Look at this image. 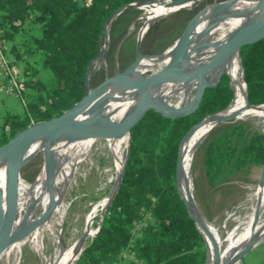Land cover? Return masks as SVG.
<instances>
[{
	"label": "trees",
	"instance_id": "obj_1",
	"mask_svg": "<svg viewBox=\"0 0 264 264\" xmlns=\"http://www.w3.org/2000/svg\"><path fill=\"white\" fill-rule=\"evenodd\" d=\"M138 1L145 0H0V28L11 66L17 61L24 64L21 72L15 70L20 75L22 111L4 113L0 145L27 126L56 118L73 107L84 93L87 68L104 44L109 17L120 7ZM134 10L127 8L113 20L109 29L112 42H120L126 34L115 33L113 24ZM174 15L182 21L183 29L195 12L186 7ZM239 27L227 33L222 44L232 39ZM170 43L165 42L156 53ZM241 61L249 104L263 105L264 39L245 48ZM43 69L53 76L50 84L43 80ZM206 79L210 87L205 89L196 111L168 118L149 110L132 127L119 189L102 217L99 233L89 239L74 264H124L125 260L127 264H207V243L178 191L177 167L182 141L191 128L232 102L236 87L234 58L222 71H209ZM160 104L169 111L189 106L163 94ZM238 105L251 109L246 106L243 78ZM199 161L213 185L248 166L263 167L264 132L244 121L220 123L198 147L193 171ZM194 182L197 189V177Z\"/></svg>",
	"mask_w": 264,
	"mask_h": 264
},
{
	"label": "bare ground",
	"instance_id": "obj_2",
	"mask_svg": "<svg viewBox=\"0 0 264 264\" xmlns=\"http://www.w3.org/2000/svg\"><path fill=\"white\" fill-rule=\"evenodd\" d=\"M221 5L222 7L218 11H216L214 3L203 9L190 22L179 39L162 54L153 55L154 57L142 55L139 65L130 73L126 81L92 94L77 118L81 123L80 128L91 131L89 134L71 140L61 136L48 142L38 141L25 153L0 156V166H2L0 209L5 215L9 209L16 208L11 227L14 239L0 255V264H18L19 253L24 245H29L38 257L39 264H73L79 254L78 238L71 237L67 243L63 241L62 229L68 209L63 191L71 182L72 176L79 166L88 158V154L96 147L99 156L107 157L105 166L100 167L99 165L98 170L102 175H109L107 181L102 182V187L106 188L108 184L113 185L111 192L94 202L84 216L83 233L87 232L89 235L95 218L101 215L108 203L127 156L126 151L129 145L127 126L112 127V125L121 122L132 109L138 106L146 107L155 104L173 115L189 114L197 108L200 91L208 84L207 73L215 69L222 71L233 58L236 78L235 96L221 116L234 115L235 120L260 118L264 132V105L258 108L248 105L246 84L238 54L217 57L202 70L179 80L158 81L146 89L141 86L142 83L139 79L148 74L157 73L172 61H178L184 51L190 53L191 61L208 62L222 45L226 34L242 24L243 21L233 37L245 30L264 29V0H224ZM174 9L176 6L158 2L153 5L151 12L149 11L148 18L162 17ZM210 29L212 30L210 31ZM145 30L146 28L142 34L145 33ZM241 70L245 86L246 106L251 109H245L238 105L242 79ZM162 94L175 103H186L184 106H189L169 111L160 104ZM44 126L45 124H38L36 127H31L29 131L35 133ZM212 126V120L208 118L185 138L183 142L184 144L186 141L184 159H182L181 149L179 188L182 196L194 209L199 224L206 235L209 244L207 264H236L237 262H234L233 259L249 242L257 239L260 243L264 239V223L256 221L264 218V214H262V210H264V180L259 182V185L256 184L255 191L248 197L247 212L243 219L225 237L217 232L218 230L210 221L203 219L194 199L192 166L194 155L203 137ZM96 133L103 136H97ZM43 143H46V146H42ZM31 151L44 152L45 161L41 176L32 185L23 184V178L13 180V173L19 164L26 162L31 157L29 154ZM9 192L11 193L10 200ZM249 222L253 223L244 225ZM210 233L216 236V241L210 237ZM234 236L238 240H245L242 246L233 251ZM46 247L52 248L50 255L45 254Z\"/></svg>",
	"mask_w": 264,
	"mask_h": 264
},
{
	"label": "rangeland",
	"instance_id": "obj_3",
	"mask_svg": "<svg viewBox=\"0 0 264 264\" xmlns=\"http://www.w3.org/2000/svg\"><path fill=\"white\" fill-rule=\"evenodd\" d=\"M215 1L216 0H202L190 5L189 7L192 8L195 14L198 15L203 11V9ZM133 8H135L133 12L121 16L118 22L113 24L115 33L119 35L123 33L126 34L120 42L115 41L114 43L110 38V45L106 53L107 56L103 63L92 68L90 75L91 79H94L95 77H105L107 75L112 76L116 72L125 71L135 60L137 56V45L140 35L146 28L145 23L149 13L153 8V5ZM175 12H170L162 16L158 20L152 22L148 28H146L141 41V52L143 55L154 57L153 55L162 54L178 40L184 28H181L182 21L176 15H174ZM154 23L155 26L152 27ZM239 26H241V24ZM168 41H171L168 47H166L163 52L156 53V51ZM36 59H38V57ZM42 74L44 77L43 80L50 84L53 80L51 72L47 69H43ZM13 99L14 98L11 97L10 101ZM4 106L6 110H10L8 108L12 106L13 110L16 112L22 111V107H20L19 104L15 105L14 102L13 104H10L5 100ZM2 118L3 115L0 116V122ZM236 121L250 123L261 131L263 128L262 119L260 118H253L250 120L233 119L223 124ZM36 143H38V141L33 145ZM42 146H46V143H43ZM29 154L31 157L21 167L19 176L21 179L23 178L22 180L24 182H26H23V184L32 185L42 174L44 169L43 164L45 161V155L42 151H31ZM87 157L88 158H86L84 163L79 166L76 173L72 176L71 182L63 191L65 201L68 205L65 223L62 229L64 243H67L71 237L79 239L83 235L85 226L84 216L88 213L94 202L102 198L107 193H110L113 188L112 184H108L106 188L102 187V182H106L109 175H102L98 170L99 165L100 167L105 166L107 157L99 156L98 152L96 151V147L93 148ZM197 165L198 166L195 171H193L192 166V188L198 211L214 225V227L218 230L217 232L222 237H225L229 231L237 227V225L245 216L247 212L246 202L248 197L255 191L257 186L256 184L259 185V182L264 180L263 178L260 181L263 167L254 165L248 166L231 174L228 179L220 182L218 185H213L208 177V173L206 172L203 162L199 161ZM1 167L2 166H0V168ZM222 167L226 171L229 169L227 166L222 165ZM195 177H197L198 180L197 189L194 182ZM262 214H264V210H262ZM260 220H264V218ZM260 220L258 219L256 221ZM100 221L101 215H98L94 220L92 231L89 233L85 245L88 243L89 239L94 237ZM253 222H249L244 225H249ZM260 223H264V221ZM234 240L235 245L233 246V251L243 245L240 243L242 241L238 240L236 236H234ZM51 252L52 248L49 249L46 247L45 254L50 255ZM228 254L230 253L228 252ZM17 261L18 264H39L38 257L35 255V253H33L29 245L23 246ZM123 263L127 264V260H125ZM236 264H264V239H262L260 243L248 251L241 261L237 262Z\"/></svg>",
	"mask_w": 264,
	"mask_h": 264
},
{
	"label": "water",
	"instance_id": "obj_4",
	"mask_svg": "<svg viewBox=\"0 0 264 264\" xmlns=\"http://www.w3.org/2000/svg\"><path fill=\"white\" fill-rule=\"evenodd\" d=\"M199 1H202V0H145V1L133 2V3H130L128 5H125L123 7H120L119 9H117L109 17V19H108V21L106 23V27H105V31H104V44L102 45V48H101V51H100L99 55L97 56L96 59H94L89 64V66L87 68L86 75H85V90H84V93H83L82 97L73 105V107H71L70 109L65 111L60 116H58L56 118H53V119H50V120L39 121L37 123H33V124L27 126L26 128L18 131L8 141H6L2 145H0V156H4V155H8V154H22V153H25L37 141L48 142V141H52V140H54V139H56L58 137H61V136H64L66 139L71 140V139H73L75 137L83 136V135L89 134L91 132V131L83 129V128L81 129L80 128L81 127V123H79L78 120H77L78 115L80 114V112L85 107L88 98L92 94H94V93H96L98 91H102V90L108 89L110 87L119 85V84L123 83L124 81H126L128 79V77L130 76V73L132 71H134L135 68L139 65L141 57L143 55L142 52H141V41L143 39L144 33L143 34L141 33L140 39H139V42H138V45H137V56H136L135 60L133 61V63L125 71L116 72L112 76L107 75L105 77H95L94 79H91V77H90L92 68L94 66H96V65H99V64L103 63L104 60H105L106 53H107L109 45H110V33H109L110 25L112 24L113 20L117 16H119L120 13H122L125 9L133 8V7L151 6V5H154V4L158 3V2H162V3H165L167 5L176 6V9H174L171 12H175V11L177 12V11H179L181 9H184L186 7H189L190 5H192L194 3H197ZM223 1L224 0H216L214 2L216 11L220 10V8L222 7L221 4H222ZM196 15L197 14H195L193 16V18L188 22V24L184 28L183 32L185 31L187 26L190 24V22L194 19V17ZM159 18H161V17H153L151 19L148 18L146 23H145V27L148 28V26L152 22L158 20ZM211 30L212 29H210V31ZM262 39H264V29L242 31L241 33L235 35V37H233L229 41H227L224 44H222L219 47V49L210 57L208 62L207 61L206 62H194V61H191L189 59L190 53H187V52L184 51L182 53V55L178 58V61H172L171 63H169L166 67H164L163 69H161L157 73L148 74V75L142 77L141 79H139L140 82L142 83L141 86H142L143 89H146L149 85H151V84H153L155 82H158V81H162V80H166V79L179 80V79H181L183 77H186V76H188V75H190V74H192L194 72L202 70L211 60H213V59H215L217 57L228 55V54H238L240 56V59H241V52L245 48H247L248 46H250V45H252V44H254V43H256V42H258V41H260ZM241 64H242V61H241ZM242 70H243V76H244L243 65H242ZM223 74H227V73H222L221 76ZM221 76L219 77L217 83L220 81ZM245 84H246V82H245ZM207 87H210V86H204L201 89V91H200L198 106H197L196 110L198 109V107H199V105H200V103L202 101V97H203L204 91H205V89ZM246 97H247V100H248L247 87H246ZM248 105L250 107H254V108H258V107L262 106V105H251V104H249V101H248ZM226 109H224L223 111H220L218 113H215V114H212V115H209V116L205 117L200 123H198L197 125L192 127L191 130L184 137V139L182 141V144H183L185 138L189 135V133L193 129H195L197 126L202 124L208 118H210L212 120L213 126L205 134L204 137H206L210 133V131L215 126H217L218 124L226 123V122H229V121L233 120L234 119V115L221 116ZM149 110H155V111L161 113L162 115H164L165 117H168V118L184 117L183 115H173V114L167 113L163 109H161L159 106L153 104V105H149V106H146V107L138 106V107L132 109L130 111V113L121 122L114 123L112 125V127L127 126V132L129 134V145H128V150H127L126 160H125V163H124V165L122 167L121 174H120V176H119V178H118V180H117V182L115 184L114 190L111 193V196H110V198L108 200V203H107L104 211L101 214V221H100V223H99V225L97 227V230H96V233H95L94 237L99 233V231L101 229L102 217H103L105 211L107 210L108 206L111 204L112 200L114 199V197H115V195H116V193H117V191L119 189L122 177L124 175L125 164H126L127 159H128L129 147H130V131H131L132 127ZM38 124H45V126L42 129H40L37 132H35V133L29 131V129L31 127H36ZM96 135L100 136V137L103 136L100 133H96ZM204 137H203V139H204ZM182 144H181V149H182ZM24 163L25 162H23V163L18 165L17 169L13 173V180H17L18 178H20L19 172H20V169H21V167L23 166ZM180 167H181V150H180V156H179L178 167H177V175H176L178 191H179L182 199L185 201L190 215L195 219L197 227L200 229L201 233L205 237V240H206V243H207V247H208V256H209V244H208L206 235H205L203 229L201 228V226L199 224L198 217L195 215L194 209L192 208L190 203L182 196L180 188H179ZM263 177H264V166H263L262 174H261V177H260V181L263 179ZM8 197H9V200H10V197H11V193L10 192H9ZM15 214H16V208L15 207L9 209V211L6 212L5 215L2 213V211L0 209V255L2 254V252L5 250V248L14 239L12 237V234H11V227H12V223H13L14 218H15ZM199 214L202 215L200 212H199ZM202 217H203V219H205V221H209L206 217H204V216H202ZM210 237L214 241H216V236L214 234L212 235L210 233ZM87 238H88V233L84 232L83 235L78 239L77 244H78V247H79V254H78L76 260L80 257V255H81V253H82V251H83V249L85 247L84 245H85V243L87 241ZM257 244H258L257 239H253V241L249 242L238 253V255L233 259L234 262L241 261V259L244 257V255L248 251H250L253 247H255Z\"/></svg>",
	"mask_w": 264,
	"mask_h": 264
},
{
	"label": "built area",
	"instance_id": "obj_5",
	"mask_svg": "<svg viewBox=\"0 0 264 264\" xmlns=\"http://www.w3.org/2000/svg\"><path fill=\"white\" fill-rule=\"evenodd\" d=\"M8 46L7 41L3 37V32L0 28V77L5 81V94L7 96L16 95L20 99V103L23 105L24 100L20 94L19 80L20 75L11 66L10 58L7 53ZM130 258H134L133 254L128 255Z\"/></svg>",
	"mask_w": 264,
	"mask_h": 264
},
{
	"label": "crops",
	"instance_id": "obj_6",
	"mask_svg": "<svg viewBox=\"0 0 264 264\" xmlns=\"http://www.w3.org/2000/svg\"><path fill=\"white\" fill-rule=\"evenodd\" d=\"M23 66H24V64L22 62H20V61H17L15 64H13V68L16 71H18V72H21L22 71ZM42 77H43V74H42ZM0 91H1V95H0V116L1 115H4V113L6 111H9V110H6L5 109V106H4L5 105V100L8 101L10 104H13V102H14L15 105H18L19 104L20 107H22V105H21V103L19 101V98L16 95L7 96L5 94L4 82L1 79V77H0ZM11 97L14 98V99L10 101ZM8 109H10L11 111H14L13 108H12V106H10Z\"/></svg>",
	"mask_w": 264,
	"mask_h": 264
}]
</instances>
